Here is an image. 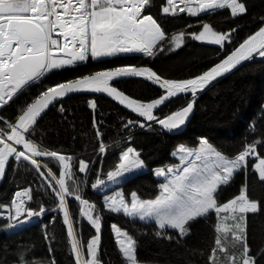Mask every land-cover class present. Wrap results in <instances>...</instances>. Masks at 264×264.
I'll use <instances>...</instances> for the list:
<instances>
[{
    "label": "snow or ice",
    "instance_id": "snow-or-ice-1",
    "mask_svg": "<svg viewBox=\"0 0 264 264\" xmlns=\"http://www.w3.org/2000/svg\"><path fill=\"white\" fill-rule=\"evenodd\" d=\"M217 10L229 11L226 19L247 18L252 27L243 35L237 31L243 30L240 24L218 29L205 18ZM185 12L196 18L199 28L185 25L170 32L165 19ZM191 39L221 47L187 73L157 66L158 60L183 50ZM257 58L264 60V0L259 6L256 0H0V179L13 165L18 169L26 163L57 213L50 218L51 231L43 226L47 254H37L24 242L5 241L0 243V264H61L54 252L56 243L65 239V228L70 264H112L102 247L105 209L150 221L148 234L153 239L187 250L185 264H264V236L257 242L252 232V221L264 217V108L234 153L206 136L199 138L198 147L180 144L172 153L179 156V165L154 169L164 182L152 199L131 190L130 199L117 192L105 195L98 205L86 198L82 187L90 176L95 177L91 189L102 192L110 184H130L143 175L148 165L143 150L135 146L138 131L158 125L161 131L179 133L195 115L203 93ZM144 85L154 89L151 95L135 91ZM96 93L118 102L111 126L96 119ZM79 95L87 97L85 104L93 113L92 154L97 157L79 159L82 178L74 171L80 154L56 147L52 131L43 123L52 109L63 117L68 111L63 101ZM107 127L115 129L109 143ZM109 149L113 154L118 150V163L107 171L97 168L101 154ZM237 175L240 184L225 200L223 192ZM73 198L80 216L94 229L86 245L71 208ZM35 199L36 189L28 184L18 187L9 202H0V218L7 220L0 230L10 233L43 215V202L38 211L28 206ZM202 222L211 237L205 247H190L187 241L198 234L196 226ZM112 230L120 264H152L139 255V237L130 234L131 229L113 224Z\"/></svg>",
    "mask_w": 264,
    "mask_h": 264
},
{
    "label": "trees",
    "instance_id": "trees-1",
    "mask_svg": "<svg viewBox=\"0 0 264 264\" xmlns=\"http://www.w3.org/2000/svg\"><path fill=\"white\" fill-rule=\"evenodd\" d=\"M259 6V0H256ZM229 11L217 10L216 13L205 17L211 20L218 29L227 30L237 24L243 26V30L237 29L241 35L247 32L252 24L249 20H236L229 17ZM163 15V14H161ZM195 17H191L188 13L180 14V18H174L169 15L165 19V26L171 31H178L185 25H195L193 30H197L199 25L195 24ZM230 43V42H229ZM216 47L204 45L201 41L191 39L187 43V47L183 50H176L175 54L167 55L165 58L157 61V66L163 64L172 69H179L183 73L196 70L199 65L206 62L208 58L214 55ZM137 62L139 56L134 58ZM119 63L120 61H112ZM96 65H89L95 67ZM83 71L84 69H80ZM135 91L143 95H151L153 88L147 85L136 86ZM99 109L97 110L96 119L106 121L111 126L115 120L118 111L117 104L110 99L98 96ZM87 97L83 95L73 96L65 99L63 102L68 109L67 113L61 117L57 109H52L48 115L44 117L43 123L52 131V140L56 147H62L67 154L79 153L80 155L74 160V171L77 176L82 178L83 173L79 172V159H91L96 161V155L92 154L93 145L96 143V137L93 135V113L85 104ZM120 109H123L119 106ZM264 108V60L257 58L252 62L244 63L230 74L220 80L210 91L201 95L198 100L195 115L192 117L186 128L179 133H169L161 131L159 127L153 125V130L144 129L138 131L136 136V145L143 150V156L146 159L148 168L143 175L138 176L132 183L123 184L122 186L126 194H130L131 190H136L142 194V198H153L159 193V183L162 177L155 175L154 169L164 165L175 163L178 160L172 155L173 150L180 144L189 147H197L201 136H206L214 145L222 147L226 152H235L239 149L241 141L248 130L249 124L260 118L261 109ZM125 113H130L124 110ZM165 112L167 109L164 110ZM103 114V116L100 115ZM264 122V121H262ZM107 133L105 143H109L113 138L115 129L107 127L104 129ZM83 145H87L85 149ZM258 147V151H259ZM102 164L98 163L97 168L103 167L105 171L111 169L118 163V150L113 154V150L109 149L107 153L101 154ZM255 160L253 159V163ZM103 178V177H102ZM39 177L34 171L29 170L26 163H21L17 169L13 165L9 170L6 179L0 187V202H9L11 196L18 187L31 184L36 189V199L28 201V206L39 210L41 202L45 205L46 211L43 215L33 217L31 223L25 222V226L21 229H14L10 233L0 230V243L8 241L10 243L30 244L34 246L37 254H47L49 252L46 242L42 238L43 226L48 225L52 216L57 213L55 206L51 202V197L43 194V189L38 188L37 180ZM95 177H89V183L82 185L86 198H91L98 205L103 200V193L91 189L90 183L94 182ZM241 177H235V183L230 187H226L223 197L226 200L240 184ZM71 183V181H70ZM72 211L75 218L81 239L85 243L90 238V234H94V229L87 222V219L79 214V204L74 198L71 201ZM49 209H53L49 211ZM133 219L137 222L132 223ZM7 223L6 219L0 218V228ZM202 222L196 226L197 235L187 241L190 247H205V242L210 239L211 231L204 227ZM117 224L125 229H131L130 234L135 233L138 237L139 255L147 258L152 263L159 264H185L188 252L175 243L168 241H160L153 239L148 234L151 231L152 224L150 221H140L138 218H131L125 214H116L104 211V219L102 222V247L104 258L109 257L112 264H120L121 257L118 255V244L112 225ZM264 217H256L252 221V232L255 234L257 242L264 236ZM60 229V225H57ZM140 231L137 232L136 230ZM65 239L56 243L54 255L61 261V264H70L68 257L70 250L66 241V228L63 229Z\"/></svg>",
    "mask_w": 264,
    "mask_h": 264
},
{
    "label": "rangeland",
    "instance_id": "rangeland-1",
    "mask_svg": "<svg viewBox=\"0 0 264 264\" xmlns=\"http://www.w3.org/2000/svg\"><path fill=\"white\" fill-rule=\"evenodd\" d=\"M179 146V145H178ZM178 146L173 150V152L175 151V150H177V148H178ZM189 147V146H188ZM198 147V146H197ZM172 152V153H173ZM178 161L177 162H175V163H171V164H169V165H173V164H176V165H179L180 164V160H179V156H174ZM147 169H145V171H146ZM162 182H164V180H163V178H162ZM161 182V183H162ZM95 191H97L98 192V190L97 189H94ZM117 192H123L124 194H125V196H126V198H129L130 199V194H126L125 192H124V190H123V188H122V186L121 185H117V184H110V185H108V187L107 188H105L101 193H103V197L105 196V195H109V196H111V195H115ZM159 194V193H158ZM157 194V195H158ZM154 198V197H153ZM143 199H152V198H143ZM138 218V217H137ZM139 219V218H138ZM119 226V225H118ZM125 229V228H124ZM127 230V229H126ZM152 264H159V263H152Z\"/></svg>",
    "mask_w": 264,
    "mask_h": 264
},
{
    "label": "water",
    "instance_id": "water-1",
    "mask_svg": "<svg viewBox=\"0 0 264 264\" xmlns=\"http://www.w3.org/2000/svg\"><path fill=\"white\" fill-rule=\"evenodd\" d=\"M201 42H202L204 45L209 46V47H216V48H220V47H221V46H218V45H213L211 42H208V41H201ZM239 67H240V66H238L237 68H239ZM237 68H236V69H237ZM236 69H234V70H236ZM234 70H232L231 72H233ZM226 75H228V74H225V76H226ZM95 95L103 96V97H106V98L110 99L111 101H113L112 98H110V97L107 96V94L96 93ZM113 102H114V101H113ZM115 103L118 104V102H115ZM120 107L123 108V106H120ZM126 111L130 112L131 110H126ZM192 117H193V116H192ZM192 117L190 118V120L192 119ZM190 120L186 123L185 126L182 127V129H181L180 131H182V130H184V129L186 128V126L188 125V123L190 122ZM156 126L159 127L158 125H156ZM5 179H6V177L3 178V179H0V187H1L2 184L4 183Z\"/></svg>",
    "mask_w": 264,
    "mask_h": 264
}]
</instances>
